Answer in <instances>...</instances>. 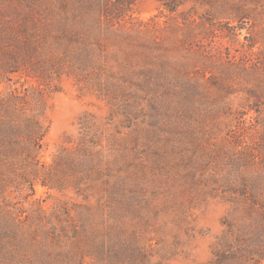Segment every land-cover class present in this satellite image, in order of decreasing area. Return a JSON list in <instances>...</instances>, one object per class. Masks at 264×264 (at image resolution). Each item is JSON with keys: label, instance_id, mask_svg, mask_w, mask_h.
Segmentation results:
<instances>
[{"label": "trees", "instance_id": "obj_1", "mask_svg": "<svg viewBox=\"0 0 264 264\" xmlns=\"http://www.w3.org/2000/svg\"><path fill=\"white\" fill-rule=\"evenodd\" d=\"M136 1L0 0V84L6 79L13 83L8 92L0 91V193L8 185L35 192L41 184L49 191L72 189L85 200L96 194L102 201L108 195L107 217L118 221L123 204L125 212L133 213L136 209L127 201L136 205L143 201L134 194L148 175L139 151L155 133L154 124L141 121L143 108L149 106L157 124L176 135L180 127L192 131L197 109L206 114L201 120L209 125L220 122L201 108L209 99L210 87H215L219 95L244 93L253 105H241L245 111L236 114L250 113L247 118L264 128V58L239 67V62L223 59L220 47L209 46L203 33L205 29L215 34L216 20L222 15L256 22L257 16L264 17V0H193L213 10L208 25L203 18L201 22L192 18L189 10L180 11L192 0H159L162 7L178 14L173 24H169L172 17L165 22L161 37L157 15L148 21L133 17ZM251 38L254 47L258 34ZM64 77H72L81 90L104 99L109 114L100 118L82 113L77 133L66 134L48 162L43 160L49 131L46 103L51 93L60 90ZM259 133L249 154L253 162L264 164V132ZM253 183L258 187L249 189L251 207L244 215L236 207L226 220L227 231L215 243L210 264H257L255 259H264V173L254 175ZM42 214L47 219L42 234H38L40 224L28 232L44 250L38 261L29 264H63L65 259L72 264L78 252L67 249L64 238L70 237L61 235L72 225L60 221L56 212L43 210ZM115 246L94 242V251L80 256L83 262L92 255L104 264L119 262V244ZM15 249L22 251L20 246Z\"/></svg>", "mask_w": 264, "mask_h": 264}, {"label": "rangeland", "instance_id": "obj_2", "mask_svg": "<svg viewBox=\"0 0 264 264\" xmlns=\"http://www.w3.org/2000/svg\"><path fill=\"white\" fill-rule=\"evenodd\" d=\"M183 10H189V15L198 22L203 18L207 25L208 19L214 17L210 6L193 0L180 7V11ZM132 14L135 19L147 21L157 15L160 37L166 32L164 26L169 17H172L169 24H173V18L178 15L162 7L159 0H137ZM244 20L222 15L216 20L215 34H208L204 29V41L209 46L220 47L224 60L239 62V67H250L253 60L264 58V33H261L264 17L257 16L254 23ZM227 22L238 27L229 28ZM255 32L258 42L253 47L251 37ZM261 48L263 50L259 51ZM21 84L22 81L17 86ZM12 87L13 83L6 79L0 84V91L8 92ZM219 94L217 88L210 87L209 99L204 100L201 108L207 109L206 113L211 111L220 122L213 121L209 125L211 122L201 120L206 114L197 109L192 114L196 120L191 119L192 131L180 127L178 135L161 123L158 125L155 112L149 106L143 108L141 121L154 124L155 133L152 132V139L144 140V147L139 151L143 165L148 167L143 172L148 175L142 179L141 188H134L139 193L130 191L143 201L140 199L139 205L127 201L136 209L133 213L125 212L123 204L118 221L107 217L108 195H104L102 201L96 194L85 200L72 189L49 191L39 184L32 192L26 186L5 187V192L0 193V264H29V261L39 260L44 248L28 229L40 224L38 234H42L47 224L43 210L58 213L60 221L72 225L67 233L61 234L70 237L69 242L65 236V247H73L78 252L72 264H104L99 256L92 255L86 262L80 256L81 252L91 251L94 242L111 244L113 248L119 244L118 260L121 257L122 260L112 264H210L215 243L227 231L226 220L233 216L236 207L237 213L246 214L251 207L249 189L254 186L256 191L258 187L253 183V176L264 173V164L257 158L253 162L250 156L252 141L261 136L259 132H264V128L247 118L250 113L247 117L236 114L239 110L245 111L241 105L253 104L244 93ZM46 106L49 131L44 139L43 160L48 162L64 142L65 135L77 133L76 123L82 113L91 112L100 118L109 114L106 101L89 90H81L72 77L63 78L60 90L51 93ZM191 109L192 106L188 111ZM42 239L45 241L43 235ZM17 246L22 248L21 252L16 253ZM255 262L264 264V259L257 258ZM63 264H67V259Z\"/></svg>", "mask_w": 264, "mask_h": 264}]
</instances>
